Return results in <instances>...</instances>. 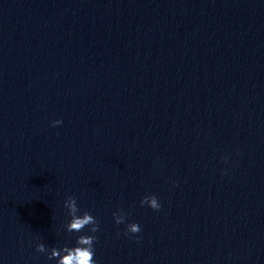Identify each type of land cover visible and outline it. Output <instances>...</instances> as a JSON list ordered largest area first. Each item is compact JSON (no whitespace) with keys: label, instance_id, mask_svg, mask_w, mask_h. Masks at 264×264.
I'll return each mask as SVG.
<instances>
[{"label":"water","instance_id":"water-1","mask_svg":"<svg viewBox=\"0 0 264 264\" xmlns=\"http://www.w3.org/2000/svg\"><path fill=\"white\" fill-rule=\"evenodd\" d=\"M0 264H264V0H0Z\"/></svg>","mask_w":264,"mask_h":264}]
</instances>
